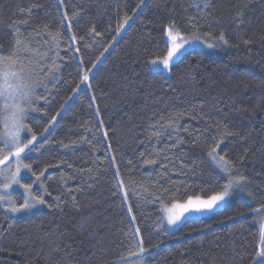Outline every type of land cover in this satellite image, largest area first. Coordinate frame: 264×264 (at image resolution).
I'll return each instance as SVG.
<instances>
[{
	"label": "trees",
	"instance_id": "trees-1",
	"mask_svg": "<svg viewBox=\"0 0 264 264\" xmlns=\"http://www.w3.org/2000/svg\"><path fill=\"white\" fill-rule=\"evenodd\" d=\"M204 2L145 0L117 35L120 21L132 15L139 0H0L3 52L13 46L14 21L40 51L50 38L37 34V26L60 34L59 78L48 93L37 90L48 99L37 101L39 110L28 114L29 127L39 135L64 108L51 135L45 133L48 143L25 160L37 174L46 168L41 180L51 195L44 196L46 205L39 210L14 216L0 211V264H134L140 258L131 253L139 250L141 237L149 249L141 264H252L262 218L251 209L264 205V0H206L207 7ZM29 8L31 13L21 11ZM65 12L71 30L62 20ZM190 16L196 18L191 23ZM25 19L28 24L19 23ZM170 21L189 38L198 28L205 42L211 37L217 46L186 52L170 74L152 72L149 61L166 54L164 28ZM221 33L227 44L216 40ZM73 35L77 40L71 43ZM88 69L89 81L81 84ZM180 113L178 129L151 135L161 117ZM217 125L236 133L221 145L229 158L239 160L249 149L238 165L247 182L221 210L187 219L165 234L158 228L160 205L150 193L162 195L165 203L170 194L183 203L188 196L206 199L227 182L207 157ZM178 136L186 143L170 148ZM196 137L200 140L194 143ZM155 149L171 156L168 168L162 167L168 163L163 159L142 164L140 154L146 158ZM117 170L123 189L116 187ZM42 191L39 183L33 186L34 193ZM13 198L23 202L18 193ZM129 205L140 237L134 236Z\"/></svg>",
	"mask_w": 264,
	"mask_h": 264
},
{
	"label": "snow or ice",
	"instance_id": "snow-or-ice-1",
	"mask_svg": "<svg viewBox=\"0 0 264 264\" xmlns=\"http://www.w3.org/2000/svg\"><path fill=\"white\" fill-rule=\"evenodd\" d=\"M60 4H63V0H59ZM37 5L33 4L32 7ZM145 6V0H139L136 4L135 10L132 15L125 14L120 21L116 34L119 35L129 23L130 20L136 15V12ZM207 2L205 0L204 7H207ZM21 11H27L31 13V8L21 9ZM78 15V13H73V17ZM237 17H242L243 11H238L236 13ZM70 17L65 12L62 14L63 21H69L67 28L71 30ZM189 22L191 23L195 20V17L190 16ZM20 24H28V20H21ZM192 27H196L195 24ZM13 31L15 33V39L11 50L7 53L0 50V119L3 120V131H0V211L5 214L11 213L13 216L18 213L32 212L34 209L39 210V207L46 205L44 199L45 195H51L47 191V188L41 177L44 175V170H41L39 174L33 169L31 162H25L29 160L31 153L38 151L39 147L43 144L48 143V137L45 133L49 132V129L56 124L57 116H60L64 111L62 107L60 112H57L55 116L52 117L48 126L43 129L42 132L37 135L27 123L28 114L30 112H35L39 110V104L37 101L44 100L47 101L48 96L44 93H39L38 89H44L45 93L49 92V85L53 81L59 78V68L58 60H62L63 57L59 56L60 48V34L58 32L53 33L49 30L48 25L37 26L34 30L37 34L43 32L47 33L49 40L44 43L48 45L44 51L31 47V42L22 35L21 30L17 27L16 22L12 24ZM92 34L99 36L100 33L96 32L93 28L91 30ZM164 35L167 37L166 54L163 56H157L149 61V64L154 70L171 73L172 66L175 60L181 56L188 47H191L193 43L200 42L206 43L208 48L216 47V43L212 41L210 34V39L205 42L199 29L192 32L191 37L185 35L177 27L175 21H170L164 28ZM82 39V38H81ZM77 40L75 35L70 37V42L74 43ZM216 40L223 44H227L228 41L225 39L224 34L221 33ZM247 42V41H246ZM111 47V45H109ZM2 48V46H0ZM107 48L105 52H107ZM76 52L79 49H75ZM36 58L35 60L33 58ZM27 61V63H25ZM83 64V61H80ZM94 68L95 65H92ZM83 71L81 84H86L89 81V72ZM90 87V84H88ZM79 91V86L77 90L73 92L72 96H69L65 101L67 104L73 99V97ZM94 102V97H93ZM97 115H99V109H97ZM184 115V113L170 115L168 119L165 120L161 117L156 124L152 125L155 129L151 135L159 137L161 135V129L172 128L173 130L178 129L179 119ZM163 121V123H161ZM158 125V127H157ZM100 127L103 128V123L101 122ZM187 130V129H186ZM217 135L212 137V143L208 145L207 157L214 164V166L227 177V182L221 185L220 189L214 193L207 196L206 199L199 195L188 196L185 202H176L175 199L169 196L170 203H165V198L162 195H155L150 193L149 189H145V193H150L154 195V201L158 202L160 207L159 211L163 215L159 218L158 228H164L165 221L169 227H175L182 222L188 215L191 214H204L212 213L215 209L226 202V200L231 196V194L237 190H243L247 177L238 171V165L243 164L249 149H245L243 155L240 156L239 160H232L223 153L221 145L225 142V138L236 135L235 132L223 126L221 130V125H217ZM108 135L107 131L103 133L106 138ZM43 137V139H41ZM241 139H247V137H242ZM200 137H196L193 141L198 142ZM63 143V142H61ZM186 143L183 137H177L176 143L172 144L170 148L178 147L181 144ZM68 147V145H64ZM111 146L109 145V148ZM161 153H164L163 157ZM142 164L143 165H154L161 159L168 161V163H163V168H168L169 163H171V156L165 152L164 149H155L145 158V154L141 153ZM114 159V158H113ZM131 163V161L129 162ZM14 165V167H13ZM51 166V165H50ZM59 166V165H55ZM183 167V163H181ZM68 167H72L71 164ZM91 173L92 169H86ZM117 176V189L124 188L123 180L119 179V170L116 172ZM34 177L35 179H32ZM39 183L43 191L41 193H34L33 186ZM22 189L23 190V202L17 204L16 200L13 198V190ZM69 192L72 189H68ZM162 192H168V189L161 186ZM249 197L252 193H248ZM57 201L60 200V196L54 197ZM147 198V197H145ZM75 200V196L72 197ZM124 200H127V193H124ZM129 213H131L132 208L129 205ZM254 216L261 217V227L257 236V244L254 249V258L252 264H264V205L251 209ZM243 215V213H241ZM132 221L135 222V217H131ZM11 227V225H9ZM165 234L167 230L165 229ZM134 236L140 237V228L136 227L134 229ZM138 251L131 253V256L139 257L134 264H141L144 259L145 253L149 252V249L144 247V241L141 237L137 241ZM159 247V245H156ZM121 260H129L130 257L121 256Z\"/></svg>",
	"mask_w": 264,
	"mask_h": 264
},
{
	"label": "rangeland",
	"instance_id": "rangeland-1",
	"mask_svg": "<svg viewBox=\"0 0 264 264\" xmlns=\"http://www.w3.org/2000/svg\"><path fill=\"white\" fill-rule=\"evenodd\" d=\"M196 49H208V48H207V46H205V45H203V44H201V43H193L192 46H191V47H188L187 50H186L183 54H185L186 52L192 51V50H196ZM183 54H182V55H183ZM182 55H181V56H182ZM181 56H179V57L175 60L174 64L178 61V59H179ZM174 64H173V65H174ZM149 69H150V71H152V72H161V71L154 70V69L151 67V65L149 66ZM162 73H164V74H168V73H165V72H162ZM2 124H3V123H2ZM13 167H14V165H13ZM13 193H18V194H20V195L23 197V190H22V189H14V190H13ZM1 194H3V193H1ZM229 199H230V197L226 200V202H224V203H222L221 205H219V206L215 209V211L212 212V213H215V212L221 210V209L225 206V204L228 202ZM126 209H127V211H128V206L126 207ZM212 213L191 214V215H188L185 219L182 220V222H181L180 224H178V225L175 226V227H169V226L167 225L166 221H165L164 228H162V229H166V230H169V231H174V230L178 229V228L181 226V224H182L185 220H187V219H199V218H202V217L208 216V215H210V214H212ZM128 215H129V218H130V220H131L132 227L135 229V227H134V223H133V221H132V219H131L132 215H131V213H129V211H128ZM162 215H163V213L160 212V216H162Z\"/></svg>",
	"mask_w": 264,
	"mask_h": 264
}]
</instances>
